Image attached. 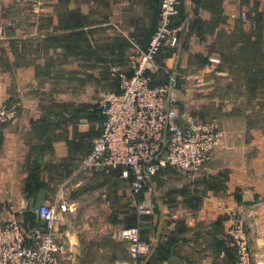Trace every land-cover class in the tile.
Segmentation results:
<instances>
[{
    "label": "crops",
    "instance_id": "crops-1",
    "mask_svg": "<svg viewBox=\"0 0 264 264\" xmlns=\"http://www.w3.org/2000/svg\"><path fill=\"white\" fill-rule=\"evenodd\" d=\"M160 6L0 0V105L22 103L0 127V221L14 212L25 226L33 211L31 227L42 223L40 205H68L59 208V264H135L120 236L135 226L148 247L138 264H235L231 208L246 219L254 264H264V0H180L179 44L158 57L157 72L177 75L184 107L217 121L207 175L166 168L134 196L121 169H76L101 133L99 102L121 90L118 71L131 74L135 43L149 45ZM138 200L151 208L139 211Z\"/></svg>",
    "mask_w": 264,
    "mask_h": 264
},
{
    "label": "built area",
    "instance_id": "built-area-1",
    "mask_svg": "<svg viewBox=\"0 0 264 264\" xmlns=\"http://www.w3.org/2000/svg\"><path fill=\"white\" fill-rule=\"evenodd\" d=\"M178 5L179 0H161L159 23L149 45L141 47L133 40L137 54L129 59L132 74L114 69L122 80L121 92L99 102L105 117L101 133L90 153L76 164L78 172L106 175L122 168V177L131 179L134 196H140L147 181L166 168L191 179L207 175L221 139L216 120L200 119L184 107L175 73L160 85L153 84L149 74L157 68L159 51L179 44L173 27ZM241 20L250 22L246 12ZM21 109L20 101L0 105V127L16 121ZM59 208L69 206L40 205L36 212L42 223L28 228L14 212L0 221V264H59ZM137 208L147 211L151 205L138 200ZM226 212V234L236 250L235 264H254L245 217L231 208ZM120 236L138 264L148 252L141 227L125 228Z\"/></svg>",
    "mask_w": 264,
    "mask_h": 264
},
{
    "label": "trees",
    "instance_id": "trees-1",
    "mask_svg": "<svg viewBox=\"0 0 264 264\" xmlns=\"http://www.w3.org/2000/svg\"><path fill=\"white\" fill-rule=\"evenodd\" d=\"M178 8H179V14H180V0H179V5H178ZM179 14L174 18V23H173V27H175L176 25V20H177V18H178V16H179ZM177 47V46H176ZM166 47H163L160 51H159V53L157 54V56H156V64H158V57L160 56V54L164 51V49H165ZM157 69H159V65H157ZM157 69L156 70H153V71H151V72H149V74L151 75V77H152V80H153V84H155V85H160V84H162V83H166V82H169V79H170V76L173 74V73H170V72H165V73H162V72H159V71H161V70H159L158 72H157ZM131 74H132V72H131ZM131 74H129V75H131ZM165 77L162 81H158L157 80V77ZM121 84H122V80H121ZM178 87H179V90H180V85H178ZM121 92V90L119 91V93ZM110 98V97H109ZM106 99H108V98H106ZM98 109H99V111H100V113L102 114V112H101V110H100V108H99V105H98ZM103 115V114H102ZM103 117H104V115H103ZM104 121H105V117H104ZM119 169H121L122 170V168H119ZM130 181H131V179H130Z\"/></svg>",
    "mask_w": 264,
    "mask_h": 264
},
{
    "label": "water",
    "instance_id": "water-1",
    "mask_svg": "<svg viewBox=\"0 0 264 264\" xmlns=\"http://www.w3.org/2000/svg\"><path fill=\"white\" fill-rule=\"evenodd\" d=\"M24 216H25V220H24V223H25V228H28V220L32 217L35 216V212L33 211H26L24 212Z\"/></svg>",
    "mask_w": 264,
    "mask_h": 264
},
{
    "label": "rangeland",
    "instance_id": "rangeland-1",
    "mask_svg": "<svg viewBox=\"0 0 264 264\" xmlns=\"http://www.w3.org/2000/svg\"><path fill=\"white\" fill-rule=\"evenodd\" d=\"M191 114H193V115H195V116H197V117H199L200 119H203V120H210V116L209 117H207L208 115H209V113H205V112H201V113H197V114H195V113H193V112H190ZM206 115V116H205ZM207 117V118H206Z\"/></svg>",
    "mask_w": 264,
    "mask_h": 264
}]
</instances>
